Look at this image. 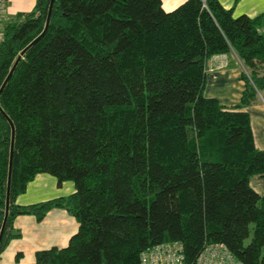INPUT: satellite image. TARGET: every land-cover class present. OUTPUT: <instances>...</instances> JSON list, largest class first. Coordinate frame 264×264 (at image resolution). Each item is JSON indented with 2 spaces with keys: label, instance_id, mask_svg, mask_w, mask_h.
<instances>
[{
  "label": "trees",
  "instance_id": "16d2710c",
  "mask_svg": "<svg viewBox=\"0 0 264 264\" xmlns=\"http://www.w3.org/2000/svg\"><path fill=\"white\" fill-rule=\"evenodd\" d=\"M36 0L0 42V230L14 128L9 208L0 254L20 215L53 209L78 223L35 264H139L179 242L188 262L222 244L238 264H264V175L242 109L264 90V15L234 16L218 0ZM234 53L238 105L204 96L206 63ZM8 118V120L2 115ZM75 192L29 206L15 199L37 174Z\"/></svg>",
  "mask_w": 264,
  "mask_h": 264
},
{
  "label": "crops",
  "instance_id": "0c3cea01",
  "mask_svg": "<svg viewBox=\"0 0 264 264\" xmlns=\"http://www.w3.org/2000/svg\"><path fill=\"white\" fill-rule=\"evenodd\" d=\"M186 0H162L163 9L172 11ZM225 9H232L234 16L246 15L255 18L264 15V0H218ZM36 0H7L5 22L15 15L31 12ZM206 88H211L212 95L226 107L239 104L244 83L240 80L244 67L234 54L211 57L205 67ZM205 88V90H206ZM258 102L242 109L248 113L251 122L254 145L264 151V90L258 94ZM250 187L260 196H264V175L254 176L249 181ZM75 192L70 181L58 186L56 179L48 174H37L30 181L24 193L18 195L15 204L29 206L60 197H67ZM78 223L65 210L53 209L44 219L37 221L34 216L20 215L13 222V231L19 236L12 238L0 254V264H35L37 251L52 247L63 248L76 232Z\"/></svg>",
  "mask_w": 264,
  "mask_h": 264
},
{
  "label": "built area",
  "instance_id": "2783aa9c",
  "mask_svg": "<svg viewBox=\"0 0 264 264\" xmlns=\"http://www.w3.org/2000/svg\"><path fill=\"white\" fill-rule=\"evenodd\" d=\"M7 0H0V42L5 25ZM139 264H238L233 255L222 244L206 246L193 262H188L183 246L179 242L156 245L141 253Z\"/></svg>",
  "mask_w": 264,
  "mask_h": 264
},
{
  "label": "water",
  "instance_id": "95a60500",
  "mask_svg": "<svg viewBox=\"0 0 264 264\" xmlns=\"http://www.w3.org/2000/svg\"><path fill=\"white\" fill-rule=\"evenodd\" d=\"M54 0H51L50 2V6H49V11H48V15H47V19H46V24H45V28L43 33L36 38L32 44H34L36 41H38L40 39V37L43 36V34L46 32L49 21H50V14H51V10H52V5H53ZM23 53V52H22ZM22 53L20 54V56L22 55ZM20 56L18 57V59L16 60L14 66L12 67L8 77L6 78V80L4 81V83L2 84L1 88H0V93L3 90L6 82L8 81L9 77L11 76ZM2 115L8 120V118L2 113ZM10 126H11V132H12V136H11V146H10V157H9V167H8V179H7V186H6V198H5V209H4V219H3V223H2V227L0 230V242L2 240L3 237V233H4V229H5V223L7 220V215H8V208H9V190H10V177H11V167H12V151H13V140H14V128L12 123L8 120Z\"/></svg>",
  "mask_w": 264,
  "mask_h": 264
},
{
  "label": "rangeland",
  "instance_id": "374dc122",
  "mask_svg": "<svg viewBox=\"0 0 264 264\" xmlns=\"http://www.w3.org/2000/svg\"><path fill=\"white\" fill-rule=\"evenodd\" d=\"M214 92H212L211 88L208 87V89L206 88V90L204 91V96L207 97L208 95H212Z\"/></svg>",
  "mask_w": 264,
  "mask_h": 264
}]
</instances>
